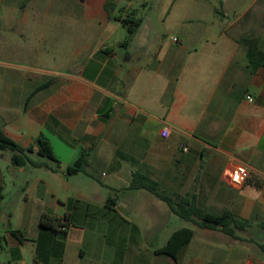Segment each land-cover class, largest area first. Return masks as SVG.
<instances>
[{
  "label": "crops",
  "instance_id": "crops-1",
  "mask_svg": "<svg viewBox=\"0 0 264 264\" xmlns=\"http://www.w3.org/2000/svg\"><path fill=\"white\" fill-rule=\"evenodd\" d=\"M107 1L0 0V129L22 147L33 146L34 156L44 134L53 150L66 149L65 164L87 150L88 168L113 176L106 194L79 197L87 203L78 218L79 200L72 197L56 203L61 214L45 208L42 215L68 226L64 236L40 224L22 241L6 235L0 264H32L35 257L46 264H264L240 248L255 245L264 253V69L252 70L239 42L252 34L264 50V3L252 0L227 21L213 0L212 27L188 29L203 7L182 6L173 49L160 36L138 40L144 22L123 48L127 34L109 17ZM114 1L124 2L126 12L134 2ZM257 4L262 11L245 20ZM238 163L249 170L241 188L228 178ZM134 173L157 181L173 199L195 200L213 213L228 209L251 224L234 239L185 220L191 227L179 229H192L193 239L176 258L160 254L154 239L176 214L156 195L129 190ZM250 183L254 197L234 195ZM218 242L231 250H218ZM205 250L210 254L202 256Z\"/></svg>",
  "mask_w": 264,
  "mask_h": 264
},
{
  "label": "rangeland",
  "instance_id": "rangeland-1",
  "mask_svg": "<svg viewBox=\"0 0 264 264\" xmlns=\"http://www.w3.org/2000/svg\"><path fill=\"white\" fill-rule=\"evenodd\" d=\"M49 1V0H43ZM216 1V0H215ZM252 0H223L216 1L219 9L224 15L227 16V21L233 20L244 11L245 6L249 4ZM264 3V0H261ZM193 4H201L203 7V12L200 18H192L193 21L189 23L188 28H199V27H212L210 23L211 14L213 10V0H134L130 9L127 12L137 10L138 16L143 18V27L139 31L141 34H137V38L151 37L156 40L160 36V40L165 45V48H176V43H173V39L181 38L179 33L182 29H179V20H174V17H182L184 6L188 9ZM173 6L172 12L168 15V10ZM244 8V9H243ZM122 10H126V4L124 2L117 3L115 9V15L121 14ZM262 10L259 9V4H257L248 14L246 19H251L252 14H257ZM191 19V18H190ZM195 19V20H194ZM200 19V20H198ZM191 26V27H190ZM122 32L127 34L125 28H121ZM184 33V32H183ZM261 34L264 39V26H261ZM136 35V34H135ZM135 37V36H134ZM133 37V39H134ZM132 39V40H133ZM125 40V39H124ZM123 40V41H124ZM173 41V42H172ZM131 43V42H130ZM127 48L128 46H122ZM63 52H58L59 62L64 64V58L66 56V48L62 49ZM63 61V62H61ZM64 67L60 71H64ZM58 160L62 162L61 159H67L66 149L55 145L54 150ZM33 160H41L38 156L29 155ZM12 153L11 151H1L0 150V187L3 194L2 200V211L0 212V244L6 248L4 239L6 235L10 236L9 231L14 230L19 232V235L24 238L32 237L33 232L39 226L42 217V212L45 208L51 207L52 209H57V213L61 214L64 208L62 205H57L59 201H66L67 197H72L78 199L79 201L74 206L76 211V216H80L81 212L85 210V204L87 202L80 200V196H102L107 193L106 185L113 179L112 175L108 177H103L102 172H108L105 169H87L91 174L90 176L86 173H81L76 176L67 177L62 172L54 173L53 171L46 168H33L27 167L21 169L15 167L11 161ZM43 160V159H42ZM74 162L70 164L62 163L63 171ZM255 187L253 185L247 184L243 190H233L234 195L240 196H255ZM60 211V212H59ZM9 214L12 216L9 218ZM9 222L11 224H9ZM188 226L184 219L177 215L170 217L168 226L162 232L157 234V238L154 239L155 247L161 248L166 245L167 241L171 237L172 233L177 229ZM252 234L259 238L257 235V230L252 231ZM197 241H201L200 237H196ZM2 246L0 248H2ZM218 250H231V246H227L222 242H218L214 245ZM240 248L244 250H249L252 254L257 257H263L264 253L260 251L258 246L251 245L245 247L244 245ZM28 257H29V251ZM208 250L202 251L201 255H209ZM215 250H213V257L216 255Z\"/></svg>",
  "mask_w": 264,
  "mask_h": 264
},
{
  "label": "trees",
  "instance_id": "trees-1",
  "mask_svg": "<svg viewBox=\"0 0 264 264\" xmlns=\"http://www.w3.org/2000/svg\"><path fill=\"white\" fill-rule=\"evenodd\" d=\"M28 1L30 0H25V3ZM115 9L116 2L114 0H108L105 4V10L109 14V17L118 21L127 31V36L120 45L128 46L141 27L143 18L138 16L137 10L131 12L122 10L121 14L115 15ZM239 42L247 47L252 70L256 71L259 68L264 69V50L260 46L259 38L252 34H246L239 38ZM48 86L49 83L44 84L39 90ZM36 145L38 148L37 155L41 160H33L29 156L34 152L33 146L28 148L22 147L0 129V150L11 151V161L13 166L19 168H46L54 173L62 172L67 177L76 176L81 173H86L89 176L91 175L87 171L89 167V151L82 150L79 158L63 171L62 162L58 160L50 140L44 134H41L37 138ZM128 189L146 190L167 203L171 210L182 219L194 222L198 227L203 229L220 230L234 239H240L237 232L246 230L251 224L249 220L236 216L228 209H225L220 213H213L198 206L195 200H189L188 198L173 199L161 191L160 184L157 181L141 173H134ZM1 190L2 188L0 187V212L2 211L3 200ZM108 203L114 204L115 200L111 198L108 200ZM9 217H11V214ZM40 226L45 230H49L61 236L66 234L68 227L55 216L46 213L41 217ZM9 234L22 241L23 236H20L19 232L10 230ZM193 237L194 231L192 229H179L171 235L167 244L163 248H160L158 253L176 258L178 252L188 245ZM32 264L46 263L40 258L35 257Z\"/></svg>",
  "mask_w": 264,
  "mask_h": 264
},
{
  "label": "built area",
  "instance_id": "built-area-1",
  "mask_svg": "<svg viewBox=\"0 0 264 264\" xmlns=\"http://www.w3.org/2000/svg\"><path fill=\"white\" fill-rule=\"evenodd\" d=\"M174 42H178L177 38L173 39ZM248 100L250 102H252V97L249 96ZM170 134V129L169 127H164L161 131V136L163 138H167ZM185 151L188 150L187 147L183 148ZM249 177V170L247 168L246 165L242 164V163H238L235 168L231 171V173L229 174L228 178H229V182L230 184L235 187V188H241L242 186H244V184L247 182Z\"/></svg>",
  "mask_w": 264,
  "mask_h": 264
}]
</instances>
